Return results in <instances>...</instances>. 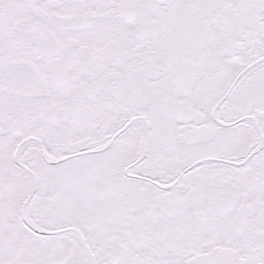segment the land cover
I'll list each match as a JSON object with an SVG mask.
<instances>
[{
	"label": "snow or ice",
	"instance_id": "snow-or-ice-1",
	"mask_svg": "<svg viewBox=\"0 0 264 264\" xmlns=\"http://www.w3.org/2000/svg\"><path fill=\"white\" fill-rule=\"evenodd\" d=\"M0 264H264V0H0Z\"/></svg>",
	"mask_w": 264,
	"mask_h": 264
}]
</instances>
